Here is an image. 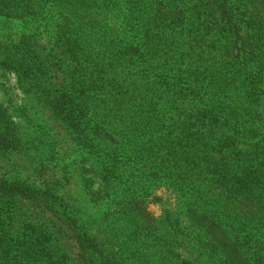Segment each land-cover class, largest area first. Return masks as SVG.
Segmentation results:
<instances>
[{"label":"trees","instance_id":"16d2710c","mask_svg":"<svg viewBox=\"0 0 264 264\" xmlns=\"http://www.w3.org/2000/svg\"><path fill=\"white\" fill-rule=\"evenodd\" d=\"M1 25L0 153L33 172L0 177V264H70L67 238L78 264H264V0H0Z\"/></svg>","mask_w":264,"mask_h":264},{"label":"rangeland","instance_id":"374dc122","mask_svg":"<svg viewBox=\"0 0 264 264\" xmlns=\"http://www.w3.org/2000/svg\"><path fill=\"white\" fill-rule=\"evenodd\" d=\"M3 25L0 26V30L2 29ZM24 29L17 28L16 26L12 25L8 30L9 35H11L12 39H19L21 33ZM4 32V31H3ZM0 31V34L3 33ZM23 94L19 89L16 81V77L13 73H4L0 71V101L4 103L14 115V119H16L15 109L22 104ZM56 134L61 141H65V135L61 128L57 127ZM68 145H62V149H66ZM31 159L28 158V154L24 152H11V153H0V177L3 173H7L9 169L13 168V165L18 164L19 170H24V176L30 175L33 170L29 169ZM9 173V172H8ZM152 196V201L149 204L148 209L160 219L162 218L163 211L165 207H173L175 203V196L172 192L168 191L165 188L158 189ZM159 198H162L160 200ZM38 213H35L36 216ZM40 220H45L44 217H41ZM39 220V221H40ZM29 217H25L24 219H20L18 224L22 225L25 222H29ZM54 226L51 225V229ZM54 230V229H53ZM186 246V245H185ZM145 247V246H142ZM141 247V248H142ZM184 247V246H182ZM62 250L69 256L70 264H78L76 261L77 259V248L75 243L70 240L69 238L63 239L62 241ZM151 248H145L143 252L146 251V254L149 256L155 257V250L150 251ZM135 264V263H132ZM137 264H139L137 262Z\"/></svg>","mask_w":264,"mask_h":264}]
</instances>
